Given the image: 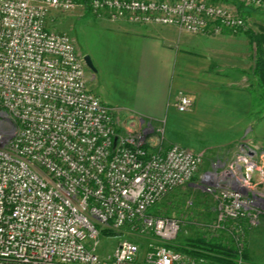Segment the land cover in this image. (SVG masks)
I'll use <instances>...</instances> for the list:
<instances>
[{"label":"built area","instance_id":"2783aa9c","mask_svg":"<svg viewBox=\"0 0 264 264\" xmlns=\"http://www.w3.org/2000/svg\"><path fill=\"white\" fill-rule=\"evenodd\" d=\"M237 1L264 10V0ZM80 5L195 35L247 25L211 0H0V264H137L139 244L123 237L102 258L103 230L152 235L142 264H205L168 246L180 220L149 213L188 185L216 200L218 228L244 221L229 229L244 264L245 226L264 217V150L238 145L232 160L201 173V154L163 148L161 128L125 122L89 90L75 39L48 26L52 12ZM175 107L187 114L194 101L179 92Z\"/></svg>","mask_w":264,"mask_h":264},{"label":"crops","instance_id":"0c3cea01","mask_svg":"<svg viewBox=\"0 0 264 264\" xmlns=\"http://www.w3.org/2000/svg\"><path fill=\"white\" fill-rule=\"evenodd\" d=\"M108 20L118 32L117 40L110 43L108 51L113 59L109 65L101 66L93 58L96 71H93L87 84L89 90L102 102L128 110L130 116L123 118L125 122L133 121L139 127H163L161 123L165 122L169 113L174 116L182 114L177 111L175 104L179 92H184L194 101L193 110L187 113L191 116L198 113L200 106L219 112L225 104L234 107L233 111L227 110L228 116L224 118L234 129V136L228 142L230 149L218 152L220 157L233 159L239 143L248 137L255 145L260 144L256 138L249 136L256 122H260L257 117L261 111L260 99L264 93L254 75L250 41V49L237 54L212 49L199 55L186 54L180 47L181 36L185 30L179 27L173 26L172 32L176 36L172 38L164 36L159 29L161 26L158 25L144 26L127 21ZM242 34L225 32L221 36H197L218 38L220 42H227ZM100 74L102 78H98ZM163 129L166 149L179 144L196 153H204L170 137L166 133L167 129ZM99 254L105 258L110 253L102 251ZM144 256L145 252L142 250L137 264H142Z\"/></svg>","mask_w":264,"mask_h":264},{"label":"rangeland","instance_id":"374dc122","mask_svg":"<svg viewBox=\"0 0 264 264\" xmlns=\"http://www.w3.org/2000/svg\"><path fill=\"white\" fill-rule=\"evenodd\" d=\"M221 3L236 9L238 12L240 11L238 8L240 3L237 0L221 1ZM242 10L247 15L245 16L247 20L246 29L242 33L248 30H252L256 34L263 32L264 10L246 6ZM102 18H106L107 20L97 17L90 10H86L80 5L70 12H52L48 19V26L53 30L67 33L75 39L78 54L83 58L90 56L92 61L95 59L101 66H105L106 64L109 65L113 59L108 54V51L110 43H115L117 40L118 32L114 24L108 20V17L103 16ZM159 29H161L164 36L172 38L176 36L172 32L173 26H161ZM180 47L182 52L186 54L199 55L203 54L202 52L207 49L223 50L237 54L248 51L250 44L245 34L232 37L227 42H220L218 38L201 37L183 31ZM173 48L175 49V43H173ZM92 75L93 71L86 66L88 81ZM98 78H102V74L98 75ZM258 104L259 101L257 99L256 108H258ZM260 105L261 111L257 117L260 122H256L249 136L254 139L256 138L260 142L257 146L264 150V93L260 99ZM232 108H234L232 105L225 104L222 106V111L219 112L207 106H200L195 116L188 114L174 116L172 113H169L165 118V122L161 123V125L167 129L166 133L170 137L177 138V140L182 141L187 146L204 152L201 154L204 157V164L201 168L202 173L211 168L212 163L216 159H223V161L232 160L231 158L220 157L218 155V152L230 149L228 142L234 136V129L224 119L228 116L227 110L233 111ZM119 111V116L122 118L130 116L126 109L119 108ZM137 127L139 126L137 125ZM163 127H161L162 130H164ZM164 137L162 147L166 148V136ZM248 138L240 142L239 146L257 150L255 143L251 142L250 138ZM262 188L264 187L262 186ZM151 214L180 220L182 223L180 238L200 236L206 239L222 241L225 244L235 245L232 234L229 231L231 226L224 228L217 227L216 200L201 189L190 185L178 188L152 208ZM244 231L243 244L248 250L250 263L264 264V217L261 219L259 225L254 227L245 226ZM113 233V235H101L99 253L102 251L112 253L120 237L139 244L141 251L143 250L146 253L144 249H146L148 243L153 239L152 235H138L131 230H120Z\"/></svg>","mask_w":264,"mask_h":264},{"label":"trees","instance_id":"16d2710c","mask_svg":"<svg viewBox=\"0 0 264 264\" xmlns=\"http://www.w3.org/2000/svg\"><path fill=\"white\" fill-rule=\"evenodd\" d=\"M211 1L214 3L221 1L227 2V0ZM244 7L245 6L242 3H240L238 7L240 9L239 13L243 17L247 16L242 10ZM244 34L248 37L253 49L254 75L257 77L261 87L264 89V29L261 33L256 34L252 30H248ZM151 209L149 210L150 214ZM236 224L244 225V221L238 223L228 222L227 226L232 227ZM180 233L178 237L168 245L174 250L182 252L192 259L204 261L205 264H238L237 261L239 260V254L236 245L225 244L222 241L206 239L200 236L180 238ZM102 234L113 235L114 233L108 230H103ZM150 242L144 250L147 251ZM242 258L244 260V264H251L250 256L246 247H243Z\"/></svg>","mask_w":264,"mask_h":264},{"label":"water","instance_id":"95a60500","mask_svg":"<svg viewBox=\"0 0 264 264\" xmlns=\"http://www.w3.org/2000/svg\"><path fill=\"white\" fill-rule=\"evenodd\" d=\"M84 61H85L86 66L89 69H91L92 71H96L95 66L93 64V61L91 60V57L90 56H85L84 57Z\"/></svg>","mask_w":264,"mask_h":264}]
</instances>
